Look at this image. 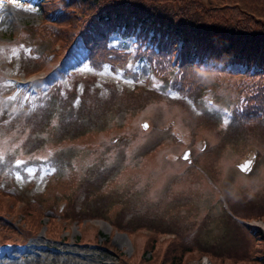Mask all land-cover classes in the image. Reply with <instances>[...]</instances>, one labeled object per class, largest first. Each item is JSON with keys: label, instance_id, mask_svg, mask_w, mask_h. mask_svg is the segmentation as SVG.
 <instances>
[{"label": "rangeland", "instance_id": "obj_1", "mask_svg": "<svg viewBox=\"0 0 264 264\" xmlns=\"http://www.w3.org/2000/svg\"><path fill=\"white\" fill-rule=\"evenodd\" d=\"M40 16L33 0H0V217L10 223L0 231L20 241L23 226L37 231L23 247L0 248V264H157L174 237L194 245L180 264H264V229L254 221L255 238L241 221L264 222V112L228 114L243 82L207 75L176 90L134 53L92 70L77 37L46 72H25L35 53L14 38L57 46ZM87 72L94 82L77 77ZM42 203L87 216L56 221Z\"/></svg>", "mask_w": 264, "mask_h": 264}, {"label": "trees", "instance_id": "obj_2", "mask_svg": "<svg viewBox=\"0 0 264 264\" xmlns=\"http://www.w3.org/2000/svg\"><path fill=\"white\" fill-rule=\"evenodd\" d=\"M36 1L41 8V26L50 24L53 44L58 43L55 59L79 35L92 66L104 61L112 67L123 63L129 51L108 45L109 32L116 28L133 33L134 55L144 54L153 72L170 75L178 90L192 87L196 80H209L207 75H233L234 82H243L235 91L234 115L248 121L264 112V0ZM206 58L214 59L215 66L203 67L201 61ZM234 61L244 64L243 68L228 65ZM41 63L37 66L48 67L49 59L43 54ZM40 208L42 211L43 206ZM47 211L54 218L53 211ZM0 224L10 227L1 217ZM23 230L32 232L27 226ZM7 238L17 240L0 231V240ZM193 247L190 241L174 237L166 243L157 264H180L183 251ZM141 264L155 262L149 258Z\"/></svg>", "mask_w": 264, "mask_h": 264}, {"label": "water", "instance_id": "obj_3", "mask_svg": "<svg viewBox=\"0 0 264 264\" xmlns=\"http://www.w3.org/2000/svg\"><path fill=\"white\" fill-rule=\"evenodd\" d=\"M253 154H254V149H252V148H250L249 150L246 151V153L241 158V161L239 163L240 166H242V168L246 169L251 165ZM247 156H248V158H247ZM245 158H247V161H245Z\"/></svg>", "mask_w": 264, "mask_h": 264}, {"label": "bare ground", "instance_id": "obj_4", "mask_svg": "<svg viewBox=\"0 0 264 264\" xmlns=\"http://www.w3.org/2000/svg\"><path fill=\"white\" fill-rule=\"evenodd\" d=\"M135 105V104H134ZM42 114V113H41ZM46 116V115H45ZM42 117H44V116H42ZM107 124V123H106ZM245 161H247V158H245ZM256 222V224H258L261 228H263L264 229V222H261V221H255ZM202 264H213V263H211L209 260H205Z\"/></svg>", "mask_w": 264, "mask_h": 264}, {"label": "snow or ice", "instance_id": "obj_5", "mask_svg": "<svg viewBox=\"0 0 264 264\" xmlns=\"http://www.w3.org/2000/svg\"><path fill=\"white\" fill-rule=\"evenodd\" d=\"M187 159V157H185Z\"/></svg>", "mask_w": 264, "mask_h": 264}]
</instances>
